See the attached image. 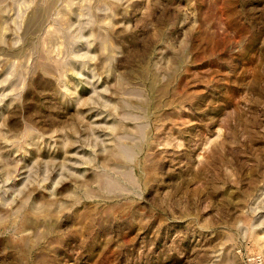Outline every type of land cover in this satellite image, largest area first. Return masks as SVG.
<instances>
[{"label":"rangeland","instance_id":"1","mask_svg":"<svg viewBox=\"0 0 264 264\" xmlns=\"http://www.w3.org/2000/svg\"><path fill=\"white\" fill-rule=\"evenodd\" d=\"M0 264H264V0H0Z\"/></svg>","mask_w":264,"mask_h":264}]
</instances>
